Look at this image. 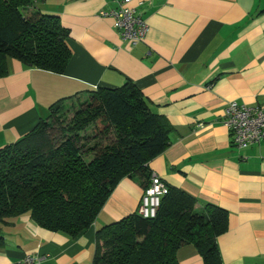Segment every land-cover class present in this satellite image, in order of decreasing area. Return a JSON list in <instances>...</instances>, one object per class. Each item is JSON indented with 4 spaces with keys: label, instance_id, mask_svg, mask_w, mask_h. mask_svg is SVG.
Instances as JSON below:
<instances>
[{
    "label": "crops",
    "instance_id": "crops-1",
    "mask_svg": "<svg viewBox=\"0 0 264 264\" xmlns=\"http://www.w3.org/2000/svg\"><path fill=\"white\" fill-rule=\"evenodd\" d=\"M129 8L147 26L142 41L121 37L101 11ZM29 11L56 15L70 58L62 73L5 61L0 76V147L15 142L57 100L85 98L129 81L169 128L165 149L147 163L168 188L227 214L216 237L222 264H264V139L231 144L223 125L229 102L264 108V0H33ZM144 178L124 176L94 222L77 236L47 230L28 213L0 222V264L26 255L41 264H92L96 231L137 212ZM179 264H203L192 243Z\"/></svg>",
    "mask_w": 264,
    "mask_h": 264
},
{
    "label": "trees",
    "instance_id": "trees-1",
    "mask_svg": "<svg viewBox=\"0 0 264 264\" xmlns=\"http://www.w3.org/2000/svg\"><path fill=\"white\" fill-rule=\"evenodd\" d=\"M32 2L0 0V76L8 57L55 73L69 61L67 30L56 15L29 11ZM67 101L51 104L32 129L0 147V222L28 213L42 228L77 236L119 179L148 180L147 163L167 145V124L129 81L76 99L65 121ZM193 205L189 194L169 188L154 217L135 212L100 227L92 264H179L176 251L185 243L196 246L203 264H222L216 237L227 214L212 205L195 212Z\"/></svg>",
    "mask_w": 264,
    "mask_h": 264
},
{
    "label": "built area",
    "instance_id": "built-area-1",
    "mask_svg": "<svg viewBox=\"0 0 264 264\" xmlns=\"http://www.w3.org/2000/svg\"><path fill=\"white\" fill-rule=\"evenodd\" d=\"M100 15L113 17L114 27L119 29L123 39L130 40L133 44L142 41L147 26L133 10L121 7L117 10L101 11ZM222 123L228 129L231 144L235 147H245L264 139V108L261 106L229 102ZM168 189L157 174L150 173L147 184L143 187L137 213L143 218L154 217L161 198L168 193ZM19 264H41V259L26 255Z\"/></svg>",
    "mask_w": 264,
    "mask_h": 264
},
{
    "label": "rangeland",
    "instance_id": "rangeland-1",
    "mask_svg": "<svg viewBox=\"0 0 264 264\" xmlns=\"http://www.w3.org/2000/svg\"><path fill=\"white\" fill-rule=\"evenodd\" d=\"M77 102L78 101H76V99L67 101V105L64 107V109H62L63 111L60 113V115L64 117L65 121H68L72 117L74 109L77 106Z\"/></svg>",
    "mask_w": 264,
    "mask_h": 264
}]
</instances>
